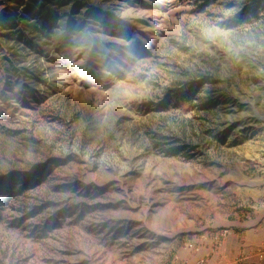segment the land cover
Listing matches in <instances>:
<instances>
[{"label": "rangeland", "instance_id": "rangeland-1", "mask_svg": "<svg viewBox=\"0 0 264 264\" xmlns=\"http://www.w3.org/2000/svg\"><path fill=\"white\" fill-rule=\"evenodd\" d=\"M4 185L0 264H264V0H0Z\"/></svg>", "mask_w": 264, "mask_h": 264}, {"label": "trees", "instance_id": "trees-1", "mask_svg": "<svg viewBox=\"0 0 264 264\" xmlns=\"http://www.w3.org/2000/svg\"><path fill=\"white\" fill-rule=\"evenodd\" d=\"M209 1H210V0H207V2H209ZM7 184H8V183H7ZM7 188H8V187H7L6 185H4L2 188H0V190H4V191H5V190H7ZM0 205H1V202H0Z\"/></svg>", "mask_w": 264, "mask_h": 264}, {"label": "clouds", "instance_id": "clouds-1", "mask_svg": "<svg viewBox=\"0 0 264 264\" xmlns=\"http://www.w3.org/2000/svg\"><path fill=\"white\" fill-rule=\"evenodd\" d=\"M214 31H216V32H219V30L217 29V30H214ZM221 35H224V36H227L228 34L227 33H220Z\"/></svg>", "mask_w": 264, "mask_h": 264}]
</instances>
